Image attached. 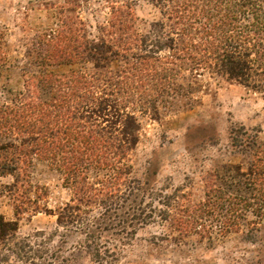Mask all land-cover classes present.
<instances>
[{"label": "rangeland", "instance_id": "rangeland-1", "mask_svg": "<svg viewBox=\"0 0 264 264\" xmlns=\"http://www.w3.org/2000/svg\"><path fill=\"white\" fill-rule=\"evenodd\" d=\"M180 2L191 4L190 12L178 10ZM198 2L0 0V107L21 113L28 102L48 100L44 74L95 73L103 80L96 96L137 128L112 197L98 192L108 170L79 165L68 178L36 154L0 155V162L12 160L0 174V215L16 224L13 236L0 239V264H264V212L232 211L223 200L216 207L208 196L214 191L217 202L251 186L252 163L264 147V40L244 7L225 47L201 31L209 27L192 15ZM255 3L261 14L264 0ZM84 44L106 50L99 69L93 60L69 59ZM59 48L61 59L51 51ZM225 49L251 60L246 82L219 71L213 57ZM131 54L150 56L159 75L116 90ZM114 120L98 122L121 128ZM72 178L95 190L78 200ZM61 212L67 217L59 222Z\"/></svg>", "mask_w": 264, "mask_h": 264}, {"label": "trees", "instance_id": "trees-1", "mask_svg": "<svg viewBox=\"0 0 264 264\" xmlns=\"http://www.w3.org/2000/svg\"><path fill=\"white\" fill-rule=\"evenodd\" d=\"M199 1L196 4V8L199 7V12L198 14L194 12L192 15L203 17L208 25L206 27H209L206 29L201 26V31L209 36L213 35L214 39H220L225 47L230 45L232 27L235 26V24L234 26L231 24L235 23L237 19L236 11L238 12L244 7L246 11L251 9L252 19L259 23L256 26L259 27L262 40H264V10L258 14L259 8L255 0H243L237 7L239 10L233 9L237 5L235 0ZM191 7L192 5L189 3L180 2L178 10L183 9L188 13ZM193 11L195 10L193 9ZM178 18H184L183 21L186 20V23L192 21L185 16H178ZM78 48L79 46L73 47L74 53L69 55L70 60L90 59L95 62L96 69L101 67L99 60L105 59L104 52L106 51L103 47L98 44H84L83 49L78 50ZM51 51L54 55L58 53L55 55L58 59L64 56L63 49H56V52L54 49ZM53 54H49V56ZM130 56L133 60L127 62L129 65L127 69L121 71L120 80L114 82L116 90L118 85L120 88L131 87L130 80L132 78L143 76L145 80H149L159 75L153 70L152 64L146 62L150 56H137L136 54ZM247 57L242 58L239 53L233 54L225 49L215 55L213 59L217 61L216 65L220 72L241 82H246L249 78L248 70L251 68V60ZM137 64H139V69H137ZM94 75L96 74L71 72L56 74L52 77L51 74H44L43 82H49V86H51L48 100L28 102L23 106L21 113H16L13 108L7 106L0 107V155L10 151L24 156L36 154L56 165L68 178L79 165L87 166L94 172L108 170V177L103 182L104 187L98 189V192L101 193L105 189L106 196L112 197L115 194L114 183L122 181L125 175V170L120 167L121 162L136 143L137 128L132 117L114 109V104H110L109 100L103 99L102 96H96L95 89L101 88L103 80L99 79V74L96 78ZM50 77L51 81H48ZM108 117L121 123L119 125L121 128L108 129V127L99 124V118L107 122ZM16 132L22 133V137L16 143L11 142L9 139ZM9 160L12 161L11 159L1 160L0 174L9 173L11 170L7 164ZM250 173L253 177L251 186L247 188V193L230 195L216 189L215 192L223 193L224 197L217 196V202H214L215 194L212 195L214 191H210L208 196L212 197L211 205L219 207V203L223 200L231 205L230 210L232 211L248 208L259 213L264 212V147L258 148V155L252 163ZM82 179L72 178L71 180L75 194L82 195L81 197L77 196L78 200L87 199L89 191L95 190L93 186ZM121 199L127 201V198ZM207 202L209 201L207 200ZM104 208L107 210L109 205ZM65 209L72 213L76 207L67 205ZM66 217L67 215L61 212L58 215V221L61 222ZM138 219L140 224L145 221L142 218ZM94 228L98 230L96 224ZM15 230V222L7 221L0 215V239L13 236ZM86 235L89 234L86 233ZM95 235L90 234L89 237L93 238ZM97 247L95 246L93 252L95 257H99L102 253Z\"/></svg>", "mask_w": 264, "mask_h": 264}]
</instances>
